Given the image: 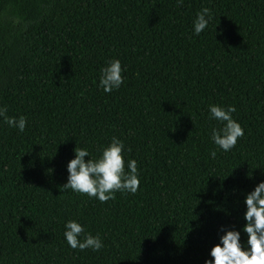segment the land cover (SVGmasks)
<instances>
[{
  "label": "trees",
  "instance_id": "obj_1",
  "mask_svg": "<svg viewBox=\"0 0 264 264\" xmlns=\"http://www.w3.org/2000/svg\"><path fill=\"white\" fill-rule=\"evenodd\" d=\"M202 7L213 19L196 36ZM113 58L125 80L105 93ZM213 103L244 128L228 152L210 140ZM0 105L28 120L21 133L0 118V264H204L264 179V0H0ZM112 136L139 190H64L74 148L95 158ZM68 219L104 247L70 248Z\"/></svg>",
  "mask_w": 264,
  "mask_h": 264
},
{
  "label": "clouds",
  "instance_id": "obj_2",
  "mask_svg": "<svg viewBox=\"0 0 264 264\" xmlns=\"http://www.w3.org/2000/svg\"><path fill=\"white\" fill-rule=\"evenodd\" d=\"M184 0H176L177 6ZM213 19V11L209 7H202L195 14L192 21L193 34L199 36ZM126 66L122 67L118 58L106 61L99 70L98 87L105 93H111L119 89L124 83L122 75ZM236 106L232 104H209L208 114L210 120L219 123L213 127L210 140L218 149L228 152L232 150L238 139L244 136V128L233 117ZM7 107L0 105V118L10 128L24 132L28 126V120L24 115L19 117L7 115ZM99 155L93 158L85 147H75L74 157L67 163V181L62 188L72 190L75 193L95 198L101 203L115 198L116 192L136 193L140 188V173L138 162L134 158L127 161L125 170V153L131 149L125 148L124 141L112 136L109 143L98 149ZM217 149L210 150V156L215 159ZM85 157H89L87 160ZM245 211L243 219L245 223L242 229L228 228L221 225L218 231L219 242L215 243L209 252L210 259L204 264H264V179L244 195ZM241 231L246 234V240H242ZM63 236L72 249L81 251L91 249L99 252L104 247V242L99 233L93 235L85 231V226L76 219H68L64 222Z\"/></svg>",
  "mask_w": 264,
  "mask_h": 264
}]
</instances>
